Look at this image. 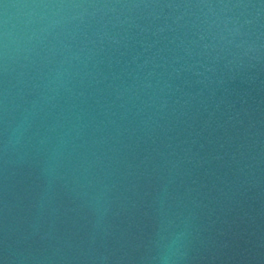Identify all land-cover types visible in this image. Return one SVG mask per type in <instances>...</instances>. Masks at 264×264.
<instances>
[{
  "label": "water",
  "instance_id": "95a60500",
  "mask_svg": "<svg viewBox=\"0 0 264 264\" xmlns=\"http://www.w3.org/2000/svg\"><path fill=\"white\" fill-rule=\"evenodd\" d=\"M0 264H264V0H0Z\"/></svg>",
  "mask_w": 264,
  "mask_h": 264
}]
</instances>
